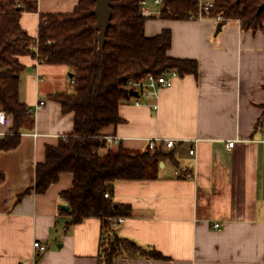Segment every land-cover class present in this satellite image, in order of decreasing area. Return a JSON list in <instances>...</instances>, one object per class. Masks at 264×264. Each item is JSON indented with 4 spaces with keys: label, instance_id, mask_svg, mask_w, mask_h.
Masks as SVG:
<instances>
[{
    "label": "crops",
    "instance_id": "crops-1",
    "mask_svg": "<svg viewBox=\"0 0 264 264\" xmlns=\"http://www.w3.org/2000/svg\"><path fill=\"white\" fill-rule=\"evenodd\" d=\"M41 8L38 0V14L20 19L33 38ZM163 30L171 32L167 56L195 61L198 73L177 77L155 96L122 102L123 123L102 131L111 150L121 145L142 153L151 140L176 143L174 161L160 163L156 180L119 181L109 193L113 204L130 212L117 217L124 223L111 234L142 251L124 250L112 264H264V123L257 127L264 106V27L251 31L239 21L156 17L146 22L144 34L152 38ZM19 61L25 67L20 100L35 124L16 149L0 152V264H103L102 222L69 225L71 218L61 213L71 174L60 175L43 195L21 196L45 162L46 149L73 134L74 115L63 114L51 98L70 92L66 68L30 57ZM11 127L0 132L5 136ZM34 242L46 251L34 253Z\"/></svg>",
    "mask_w": 264,
    "mask_h": 264
},
{
    "label": "trees",
    "instance_id": "trees-1",
    "mask_svg": "<svg viewBox=\"0 0 264 264\" xmlns=\"http://www.w3.org/2000/svg\"><path fill=\"white\" fill-rule=\"evenodd\" d=\"M210 16L226 21H239L245 30L264 27V0H212ZM141 0H110L111 19L105 44L100 50L93 14L95 0H78L69 14H39L37 36L30 37L20 26L23 14H38V0H0V110L10 118V133L0 137V152L16 149L21 134L34 129L32 111L20 100V78L25 67L21 57H30L48 66H60L72 75L70 92L54 94L63 114L73 113V134L61 139L57 147L46 149L45 162L35 168V178L21 196L33 192L43 195L62 174H71V190L61 199L69 211V225L87 219L102 222L101 248L103 264L125 251L141 254L132 242L111 234L110 220L129 216L125 207L116 206L105 194H112L119 181H154L160 163L174 161V151L157 145L153 150L134 153L121 145L108 149L102 131L123 123L120 104L137 99L141 90L129 83H143L148 76L159 78L168 72L178 77L197 75L195 61L176 60L167 56L171 47V32L147 38L144 27L148 20L140 14ZM158 19L186 21L197 15L198 3L192 0H168ZM130 93H137L131 96ZM263 113L257 127L264 123ZM181 177V175H180ZM2 175H0V181ZM160 258L157 253H142Z\"/></svg>",
    "mask_w": 264,
    "mask_h": 264
},
{
    "label": "built area",
    "instance_id": "built-area-1",
    "mask_svg": "<svg viewBox=\"0 0 264 264\" xmlns=\"http://www.w3.org/2000/svg\"><path fill=\"white\" fill-rule=\"evenodd\" d=\"M168 0H141L140 2V14L143 18L153 19L159 17L161 12L165 9V3ZM198 3V13L197 15H190L188 17V21H201V20H214L216 22H222L223 18L221 16H217L215 18L210 16V11L214 7V3L212 0H192ZM178 77L176 72H168L166 75L161 76L159 78H155L153 76H148L145 82L132 84L129 83L130 87L135 88L137 91L141 90V96L147 98L151 95H156L160 90L171 88L173 84V80ZM44 105L43 102H40L37 109H40ZM136 105H139L138 100L136 101ZM156 109V106H154ZM10 125V118L6 115L3 110H0V128H6ZM0 135L3 134L0 132ZM158 140H151L148 142V149L153 150L156 146ZM166 150L170 151L175 147V141L167 140L165 141ZM234 142L228 143V148H233ZM189 154L194 155V149H192ZM106 199L110 198V195L107 193L104 196ZM124 223V218H115L110 220L111 227H115L119 224ZM215 230H219V225H214ZM34 253H43L46 251V248L41 245L39 242L33 243Z\"/></svg>",
    "mask_w": 264,
    "mask_h": 264
},
{
    "label": "water",
    "instance_id": "water-1",
    "mask_svg": "<svg viewBox=\"0 0 264 264\" xmlns=\"http://www.w3.org/2000/svg\"><path fill=\"white\" fill-rule=\"evenodd\" d=\"M95 9L93 14L96 17V29L100 30L98 34V42L100 50L103 49L105 44L106 32L110 26L111 11H110V0H95ZM264 9V3L259 7V11ZM222 24L218 25V31H220ZM69 77L72 78V75L69 74ZM131 96H137V93H130ZM162 166V165H161ZM62 209L69 211V207L62 206Z\"/></svg>",
    "mask_w": 264,
    "mask_h": 264
},
{
    "label": "rangeland",
    "instance_id": "rangeland-1",
    "mask_svg": "<svg viewBox=\"0 0 264 264\" xmlns=\"http://www.w3.org/2000/svg\"><path fill=\"white\" fill-rule=\"evenodd\" d=\"M73 3H77V0H41L42 12L52 13V14H69L72 12V9H69V5L73 6ZM73 8V7H72Z\"/></svg>",
    "mask_w": 264,
    "mask_h": 264
}]
</instances>
